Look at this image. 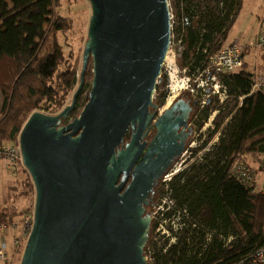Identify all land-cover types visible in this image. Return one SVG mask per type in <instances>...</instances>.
<instances>
[{
    "label": "water",
    "instance_id": "obj_1",
    "mask_svg": "<svg viewBox=\"0 0 264 264\" xmlns=\"http://www.w3.org/2000/svg\"><path fill=\"white\" fill-rule=\"evenodd\" d=\"M87 2L70 104L54 115L33 112L17 138L34 189L33 226L19 264H148L146 208L184 151L189 106L177 100L157 115L153 104L172 37L169 0ZM89 60L87 102L68 121ZM150 128L154 137L141 143ZM128 129L134 132L123 143Z\"/></svg>",
    "mask_w": 264,
    "mask_h": 264
},
{
    "label": "trees",
    "instance_id": "obj_2",
    "mask_svg": "<svg viewBox=\"0 0 264 264\" xmlns=\"http://www.w3.org/2000/svg\"><path fill=\"white\" fill-rule=\"evenodd\" d=\"M60 1L0 0L1 144H16L33 112L59 113L76 84L79 54L71 51L65 57L59 42L75 23L60 14ZM169 6L176 63L195 77L208 68L209 59L226 42L242 0H169ZM91 69L89 60L70 119L87 102L88 93L82 94L84 88L89 91ZM254 78L246 65L236 73L218 74L227 93L225 102L218 105L211 99L202 108L196 106L193 124L197 130L217 111L213 129L167 190L156 188L157 199L166 195L175 212H184V227L176 234V243L164 251L166 243L151 238V224L144 249L148 264H247L264 247V197L230 173L238 157L256 158L264 152V95H249ZM215 134L216 142L194 158ZM23 172L26 176L19 183L18 196L33 198L32 182L24 168ZM149 208L150 204L146 212ZM16 210L12 205L1 206L0 220L18 224L30 208Z\"/></svg>",
    "mask_w": 264,
    "mask_h": 264
},
{
    "label": "built area",
    "instance_id": "obj_3",
    "mask_svg": "<svg viewBox=\"0 0 264 264\" xmlns=\"http://www.w3.org/2000/svg\"><path fill=\"white\" fill-rule=\"evenodd\" d=\"M248 45V50H257L264 55V30L253 37ZM244 51L245 49L235 40L225 42L218 52L209 59L208 68L198 73L195 77H191L187 75L185 68H180L177 65L175 59V43L171 42L162 66V77L166 76V83L164 85L165 94L161 104L157 106V114H161L164 110L168 109L183 93H192L195 96L199 95V97L203 98L201 101L196 100L201 108L205 105L206 99L210 96L216 97L218 105L223 104L227 99V93L225 87L218 79V74H231L239 71L244 62ZM251 94L264 95V60L262 64V73L257 77L255 76L252 82L249 95ZM216 112L217 111L213 112V114ZM204 126L206 125L203 124L199 130L200 132L203 130ZM212 129L213 127H211L210 130ZM206 137L207 135L200 138V140H190L178 160L164 175H162L157 185L158 188L163 186L164 189L167 190V185L170 180L186 167L181 158L187 154L186 159L191 158L192 160L193 150L200 147L203 141L206 140ZM216 140L217 134L213 136L206 147L198 152L194 158H198L202 151L210 147ZM253 163L249 164L246 157H238L233 162L230 173L252 193L260 194L264 197V152L257 155L256 158L253 159ZM18 167L22 170L24 168L18 143L10 145L0 143V177L2 170H6L10 173V177L14 178ZM173 206V201L166 195L161 196L153 205H150L151 210L149 214L151 216V224L154 223L151 238H153V241L159 240L161 243H166L164 251L168 250L176 243V234L184 227L182 223L184 212H175ZM32 226L33 210L25 213L18 224H7L0 220V264H13L15 259L7 250L4 234L10 228H19V235L13 240V245L22 252L23 246H25L26 240L32 230ZM20 255H18V257ZM144 255L148 263V253H144ZM263 261L264 247L258 250L252 256V261L247 264H258Z\"/></svg>",
    "mask_w": 264,
    "mask_h": 264
},
{
    "label": "rangeland",
    "instance_id": "obj_4",
    "mask_svg": "<svg viewBox=\"0 0 264 264\" xmlns=\"http://www.w3.org/2000/svg\"><path fill=\"white\" fill-rule=\"evenodd\" d=\"M259 1L260 0H244V5L242 6V10H240L236 18V23L232 26V28L228 32V35H227L228 41H232L233 39H236V40H239L240 44L249 43L251 37L254 34L253 29H251V22L254 21V16L261 15V11H262V9H260V5L258 4ZM59 12L62 16L71 19L75 23L74 29H71L68 32L66 37L61 36L59 39V42L63 47L64 56L69 57L70 52L75 51L76 53L79 54V59H80V64L76 72L77 81H76V84L72 92L69 94L67 98V102L65 105L67 106L70 104L72 95L74 94L79 84V74L81 70L82 51H83L84 44L86 41V32H87V25H88V20L90 16V7H89L87 0H61ZM249 51H245V53ZM245 59H246V63L248 64L247 70L249 72H252L253 68L250 67V64L248 63L249 62L248 58H245ZM157 88L160 89V84L157 86ZM88 92L89 91H87L84 88L82 95L86 96ZM188 94L190 98L192 96V98H195L197 101L203 100V98L199 97V95H196L198 97L197 99V97L193 95L192 93H188ZM211 99L216 101V97L214 98L210 96L209 98L206 99L205 104H208L209 102L208 100H211ZM0 108H1V94H0ZM213 112H211L208 118L205 120L204 124L206 126H204L201 132L199 131L200 129L198 130L197 128L195 129V134L192 137L193 141L196 139L200 140V138L205 137L210 131L211 127H213V120L217 114V112L215 114H213ZM186 156L187 154L184 155V157L181 158V160H185ZM245 157H246V160L249 162V164L253 163V159H254L253 156H245ZM25 176L26 174L19 167L16 169V176L14 178L10 177V173L8 171L2 170L1 177H0V207L1 206L9 207L12 205L16 207L17 212L26 210L28 208H30V211L33 210L34 195H33V198L32 197L24 198V197L18 196V194L20 193L19 183L25 178ZM148 210L150 211L151 208H149ZM17 235H18V231L11 232V236H17ZM20 258H21V255L17 258V260L13 262V264H19Z\"/></svg>",
    "mask_w": 264,
    "mask_h": 264
},
{
    "label": "crops",
    "instance_id": "obj_5",
    "mask_svg": "<svg viewBox=\"0 0 264 264\" xmlns=\"http://www.w3.org/2000/svg\"><path fill=\"white\" fill-rule=\"evenodd\" d=\"M258 4L260 5V9H262V11H261V15H255L254 16V21L251 22V29H253V31H254V34L251 37V39L253 37L257 36V34H259L262 30H264V11H263L264 10V8H263L264 7V0H260ZM243 5H244V0H242V6ZM241 10H242V7H241ZM235 23H236V20H235ZM234 40L239 43V40L233 39L232 41H234ZM226 42H230V41L226 40ZM248 44H245V43L244 44H240L239 43V45H241V47L243 49H245V51H249L248 50V48H249V45ZM245 51H244V62H243V65H246V68H247L248 64L246 63V59L245 58H248V60H249L248 63L250 64V67L253 68V71L251 73L255 74L256 77L259 76L262 73V64H263V60H264L263 53L260 52V51H256V52L255 51L254 52L249 51V52H246L245 53ZM259 59H260V61H259ZM16 231H18V235H19V228H16V229L10 228L4 234V240L6 242L7 250L9 251V253L14 258L16 256L18 257V255H20L22 253L18 248H16V250L14 249L13 240L18 235L17 236H11V232H16Z\"/></svg>",
    "mask_w": 264,
    "mask_h": 264
},
{
    "label": "flooded vegetation",
    "instance_id": "obj_6",
    "mask_svg": "<svg viewBox=\"0 0 264 264\" xmlns=\"http://www.w3.org/2000/svg\"><path fill=\"white\" fill-rule=\"evenodd\" d=\"M165 77L166 76H163L162 77V80L160 82V89L157 88V90H156V94H155L154 99H153V104L155 106H158L159 105L158 102L160 101V98L163 99V97H164V94H165L164 93V85L166 83V78ZM164 79H165V81H164ZM177 100L183 101L190 108V111L188 112V116H187V120H186L187 127L183 131V133L187 134V138H186L185 145H184V149H185V146H187V144L190 142V140H192V137L195 134L196 127L193 124V122H194L193 121V118H194V110H195V108H196V106L198 104H197V101H196L195 98H192V96H191V98L189 97V94L188 93H183L175 101H177ZM150 112H152V109H150ZM176 114H178V113H176ZM70 120L71 119L69 118L68 121H70ZM133 132L134 131L132 129L131 130L130 129L127 130V132L125 134V137H124V140H123V143L128 142V140L130 138V135H132ZM154 135H155V130L152 129V128H150L148 131L143 132V134H142L143 139H141L140 142L141 143L142 142H145L146 144H149L150 141L152 140V138L154 137ZM179 157H177L172 162V165L178 160ZM189 161H190V159H185V160H183V162H184L183 164L184 165H187L189 163ZM128 182H129V179L127 180V183ZM156 188H158V187L156 186L155 189H154V193H153V197H152V200L150 202V205H153L156 202V199H157Z\"/></svg>",
    "mask_w": 264,
    "mask_h": 264
}]
</instances>
